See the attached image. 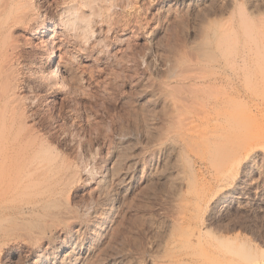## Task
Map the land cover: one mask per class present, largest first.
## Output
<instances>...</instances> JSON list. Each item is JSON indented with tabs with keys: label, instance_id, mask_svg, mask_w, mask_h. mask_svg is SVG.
Masks as SVG:
<instances>
[{
	"label": "rangeland",
	"instance_id": "374dc122",
	"mask_svg": "<svg viewBox=\"0 0 264 264\" xmlns=\"http://www.w3.org/2000/svg\"><path fill=\"white\" fill-rule=\"evenodd\" d=\"M57 1L59 2L60 0H41V1L40 0H34V1L33 0H31V1L27 0L26 1V4H29V6L31 7V9H30L27 7L28 5H26L28 10L31 11L35 7L32 10V12L29 11L28 20L29 19L30 20L28 21L29 24L27 27H29V26H32V27L26 28V29L24 28V31H23V27H22V29L20 28V30L23 33H21V31L19 30L20 33H18V35L22 36V34H24L22 37L19 36L21 43L24 41V38L26 41L30 40V42L29 41L24 42V43H27L29 45V47L26 44V45H24L25 47L23 46L22 49L20 50V53H21V54L19 53V56H20L19 63L20 64L19 63H17L19 65L12 64L13 66L15 65V67L17 66L16 68L15 67L11 68L12 67L11 65L9 66L10 67L9 70L11 73V74L9 73L10 76H7L6 80H5L6 76H3L4 78L3 77L0 78V84H1L0 85V89H1L0 90L1 91L0 92V94H1L0 95V108H1L0 109V113H1L0 114V127H1V125L3 126L2 127L3 129L0 128V130H1L0 131V142H2L4 140L3 143H11V140H13L12 142H16V140H17L18 142H20V144H23L25 146V142L29 139L30 140L29 143H32L34 141V143H32L33 148L29 151L37 153L39 155L43 154L42 155L43 157H50L51 156L53 158V156L55 157L58 155L59 159H60V157L63 159H66V160H68L70 158L71 163L74 164L75 162H77L74 164L75 166L80 164L83 166L85 165V167H89V166L91 167L93 165V163H91L92 161L90 159L92 156L94 157L93 159H95V160H96V158L99 159V161H96V163L102 162L101 164H103V166L107 167L109 162H110L109 157H110L111 153L113 155L114 151L118 148V144L123 146V147L119 146L120 148H122L121 151H123V154L125 152L124 149L126 148V150H127L126 151L127 153L125 152L126 155H129L128 153L131 154V152H134V153L137 152L136 154H138L139 151H142V152H139L141 155L144 152L143 150H145L146 140L144 137L140 136V134L144 131V127H143V125L141 126V124H140V123H142L140 121L142 119V117L139 116V115H141L139 113H142V110L145 106L144 102H147L149 100V97L144 96V95H146L145 92H147V90L149 88L151 91L155 90L156 89L155 85H157L159 81L164 79V77H166L168 74L173 73L172 71H173L174 67L172 64L174 62H172V61L173 60L175 61V59H178V56L180 54L181 55L184 54L183 53L184 51L183 52L182 51L179 52V51L183 50V46L185 44H186V46H184V50L185 49H187L189 51L191 50V52L193 50V52H195L197 55L196 58L199 57L198 55H199V53H201L199 51H201V50H202V55H200V56H201V59L203 58V60L208 59V57L206 56L208 54H209V56H211L210 58L213 59L214 61L216 60V62L218 60L223 61L222 60L223 55H221V53L224 54V58H226V57L229 58V60L233 64V66H232V64H230V67H228L226 69V71L228 73H230L231 76H232V73H233V76H235V77L232 76V78H234L233 82L235 84H239V86H240V89L243 93L242 99L244 101V104L246 103V105H244L245 109L250 108L249 110L252 111L253 113H251L249 110H247L248 111L247 113L250 112L249 114L253 115L256 120H258L259 122H261L263 124L261 126V128H259L260 130L258 129L257 131L258 132L260 131V133H259L260 135H264V134H262V132L264 133V120H263L264 119V116H263L264 115V106H263L264 105V100H263L264 97H262L260 95V92H261L260 88H262V91L264 93V90H263L264 87H261V86H264V84H263V82L261 85L259 84V83H261V79H262L261 74L264 73V71H263V73H261L262 72L261 67L264 66V61H263L264 60V0H254V1L253 0H234L233 1L234 4L230 3L232 1H228V0H226V3H225V1L222 2V0L221 1L217 0V2H216V0H210V1L209 0H130V1L126 0V1H129L128 4L124 0L122 1V4L120 2L118 3L117 0L115 1V3L113 2V0H110V2L108 0H104V2L108 1L109 4H111V5L113 4L112 5L113 6L112 12L113 13L117 12V13H115V15H113V13L111 11H109L110 8H107V12H106V8H103V7L104 6L106 7L107 3L105 4L102 0H98V1H101L100 4L97 1L98 3H94L95 8H93L96 10L97 9L96 6L98 4H99L98 6H100V7H98V9L96 11L93 10V12L95 11L94 12L95 15H94V13H93V15L96 17H94L92 15L93 21H94L93 22L94 27H92V29L94 30L95 34L93 33V31H92L93 34L92 33L90 35L88 34V36H90V37L86 38L88 40V43H87L86 39H83L84 44L82 43L83 41H81L82 39H75L76 36L74 35V32H72V31L69 32V34H70V38H69V35L64 33L63 31H61V29L57 25V24H59L58 23L59 15L57 14L58 13L57 8H55L56 7L55 4H57ZM63 1L64 2L66 1L67 4L68 3L72 4L74 1H76L78 3L80 1L78 4H81V3H82L81 5L87 4V6L89 5L88 3H90V2L91 3H93L94 1L96 2V0H94V1L89 0V2H88V0H84V1L83 0H79V1L78 0H74V1L72 0L73 2L70 0H68V1L63 0ZM63 1L61 3H63ZM135 1L137 2L136 4H134ZM76 2H74V4ZM116 2L121 7L120 6L118 7ZM125 2H126V4H125ZM227 2L229 3V7H228ZM35 3L36 4L38 3L37 4L38 6ZM164 3H166L168 6H170V7H168V9L170 8L169 10H171L170 12H168L167 5ZM191 3H192V5H191ZM205 3H207V4H205ZM238 3L240 5H237ZM31 4H32V6H31ZM33 4L35 5L34 7H33ZM109 4H107V5H109ZM123 4L126 6V7L124 6V9H122ZM132 4H134L135 8L132 7ZM85 5L83 7H86V9H88V7L90 6L89 5L87 7ZM93 5H91L89 8L91 11H92ZM205 5H207L208 7ZM36 6L39 8H36ZM115 6H117L118 8L117 7L115 8ZM197 6H198V8L200 6L199 10H198ZM222 6H224V7H222ZM237 6H241V7H237ZM206 7H207V9H206ZM230 7L233 9L232 11H231ZM101 8H103L104 10ZM221 8L223 9L222 10L223 12H221ZM226 9H228V12ZM98 10H100V11H98ZM121 10L123 11V13ZM161 10H163V11H161ZM196 10H198V11H196ZM166 11L168 13H166ZM181 11L182 12L186 11V12L182 13ZM217 11L220 12V13L218 12V15H217ZM96 12L99 15L98 14L96 15ZM101 12L102 13L104 12V13L102 14ZM196 12H198L199 14ZM205 12H206V16H205ZM211 12H212V14H211ZM35 13H37L39 15L38 16L39 19L36 16L37 14H35ZM181 13L184 15V17ZM208 13L210 14V16L212 18L209 16ZM100 14H101V17H100ZM188 14H189V17H188ZM226 14H227V16H226ZM243 14H244V16H243ZM16 15H18V14H16ZM97 16L100 18H97ZM110 16H111V19H109ZM115 16L117 17V19L115 18L116 20L114 19L116 21V23L114 20L113 21L116 25H112L114 23L111 20ZM190 16H191V18H190ZM200 16H202V17L204 16L203 20H202V18H200ZM217 16H219V17L221 16L220 17L221 19ZM242 16H243V19H242ZM32 17L35 20L37 19L36 20L37 23H36V21H34V19ZM205 17L209 18L208 22H209L210 28H209V25H207L208 22L207 21H206L207 23L204 22ZM227 17H229V18H227ZM94 18L98 19V21L100 23H98L97 20H96L97 22H95ZM173 18H176V19H173ZM215 18H216V21L214 20ZM31 19H32V21H34L33 23L31 21ZM108 19L110 20L109 23H108ZM210 19H211V21H210ZM176 20H178V21H176ZM200 20H202V22H200ZM213 20H214V22H213ZM219 20H221L223 24ZM229 20H231V21H229ZM52 21H54L55 23ZM110 22H111V24H110ZM48 23H50V24H48ZM197 23H202V24L197 25ZM211 23H212V25H211ZM179 24H181L182 26H180ZM124 25H126V26H124ZM198 26L205 27L206 28V31L204 30L205 33H201L203 31V29L201 30L200 28H203V27H198ZM207 26L209 29H207ZM107 27L110 29L108 30ZM193 27L194 28L197 27L196 30ZM245 27H246V29H245ZM123 28L133 30V32L131 33V37L130 36H123L125 33L124 32L125 30H123ZM221 28L224 30L226 29L225 36L228 33V35L226 36L227 39L224 36V39H226V41L229 40L228 43L225 42V40H223L225 44H224V49L222 51L226 50V53H225V51L224 52H220V51L218 52V50L214 46L216 41H217L216 40L217 37L214 36L215 35L214 33H217V30H218V32L220 30H222ZM227 28H228V30H227ZM48 29H50L52 31L53 35L56 34L55 36H57V34L59 36L63 33V35H61V37H60V40L58 38L57 41H59V42H56V46H57L58 52L60 53V55H62L59 58V65H60V69H61L62 75L64 77V80L67 83L66 87L65 86L59 87V86L53 85V82L51 83L50 79H48L47 77H45L46 78L45 79L43 77L44 75H41V74H43V72H42L43 70L41 69L42 67L40 66L42 56L47 54V53L43 52V47H44L45 42L47 43L46 40L48 39V37L51 36V34H52L50 32L51 34L49 36L46 35V33H49ZM176 29L178 31H176ZM191 29L195 30L194 31L195 33L198 32L199 29H200V31L195 34V33H193V30H191ZM213 29L215 32L213 31ZM230 29L233 30V32ZM28 30H30V31H28ZM59 30L61 31V33ZM173 30L176 32H174ZM243 30H245V31H243ZM108 31H109V33H108ZM190 31H191V35L193 34L192 35L193 37H191ZM57 32H59V33H57ZM210 32L213 33L214 35L213 34L210 35ZM29 34H30V38H26V37H29ZM207 34H209V35H207ZM234 34H235V36H234ZM254 35H255V37H253ZM33 36H34V38H33ZM63 36H66L67 40L65 37L63 39L62 38ZM144 36L146 37V39ZM194 36L196 38L199 37V38H197L199 41H197L196 38H194ZM230 36H231V38H230ZM202 37H203V39H202ZM3 38H1V39L4 40ZM21 38H23V39H21ZM122 38L124 39L125 42L123 41ZM181 38H183V39H181ZM192 38H194V39H192ZM72 39L73 40L75 39V41H73ZM147 39H149V41ZM5 40H6L5 42L2 41L3 44L6 43L7 41H10L8 39V37L7 38L5 37ZM69 40H71V41H69ZM85 40H86V42H85ZM194 40L197 42H200L202 40V44L196 43ZM79 41H81V42H79ZM192 41H194L197 44V46H198V44H200L199 47L197 48L195 43H194L195 46L193 44H191ZM2 42L0 40V47H1V45H3V44H1ZM28 42L31 44L33 43V44L31 45ZM75 42H77V43H75ZM187 43L190 46L187 45ZM204 44L206 45V47ZM236 44H237V46H236ZM173 45H175L176 48L173 47ZM94 46H96V47H94ZM207 47H208L209 51H208ZM227 47H228V49H225ZM122 48H124V49H122ZM177 48L180 50H177ZM195 48H197L198 51H196ZM202 48H204V50ZM4 49L5 48L3 46L2 51ZM211 49L214 50V52H212ZM176 51H177V53H179V55L176 53ZM206 52H207V54H206ZM42 53H44V54H42ZM192 53H189L188 56L191 55L192 58L195 59V53H193L194 57H193ZM2 54H4V53H2ZM41 54H42V56H41ZM235 54H237V56ZM144 55L146 56V58ZM203 55H205L206 57L205 56L202 57ZM217 55H218V57H217ZM135 56H136V58H135ZM175 56H177V58H175ZM183 56H185V54ZM212 56L213 57L215 56L218 59L213 58ZM231 56L232 57L234 56V58H230ZM241 57L245 58V61H243L244 59ZM169 58H171V59H169ZM172 58H175V59H172ZM179 59H180V56H179ZM232 59H234V60L232 61ZM246 59H247V63H246ZM256 59L258 61L262 60L263 62H261V64L263 63V66L259 65L260 66V68H259V66L256 64V63H258ZM214 61H213V64H217ZM241 61H243V62H241ZM127 62H128V64H127ZM240 62H241V64H240ZM242 63L244 66L241 69ZM252 64H253V66H252ZM259 64H260V62H259ZM233 67H235V68H233ZM239 67H240L241 71L244 69L246 72L243 71V74L245 73L243 75L242 72L240 71L241 73H239V74H241L240 75L241 77L238 79ZM163 70H164V72H163ZM39 74H40V76H39ZM247 74H248L249 79H250L249 82H248V80H246V79H248ZM245 75H246V78L243 77ZM241 78L243 81L241 80ZM253 78L254 79L257 78V79L254 82H252L251 80H253ZM258 78H260V79L258 80ZM4 81H6V82H4ZM236 81H238V82H236ZM256 82H258L257 85L259 84L257 87L258 91H256L257 89L255 87ZM243 83L244 84L247 83V84L244 85ZM248 83H249V85H248ZM6 85H8L7 89L4 90V88H6L5 87ZM246 85H247V88H245ZM253 88H255V89L253 90ZM249 89H250V91H249ZM142 91L143 92L145 91V92L143 93ZM14 92H15V94H13ZM258 92H259V94L256 95ZM244 95H245V97H243ZM262 95H264V94H262ZM143 98L145 99V101ZM261 99H262V101H261ZM246 100H247V102H246ZM254 105H255V107H254ZM248 106H249V108H248ZM139 107L142 109H140ZM137 109H139V110H137ZM158 109H161V108L159 107ZM158 111L160 112V110H158ZM135 112H136V116H135ZM254 114H256V115H254ZM259 115L262 118L259 117ZM256 116H257V118H256ZM136 117H138L139 119H137ZM124 124H125V126H124ZM138 126H139V128H138ZM140 126L143 128L140 129ZM118 129H119V132H118ZM123 129L124 130L126 129V130L124 131ZM140 130H142V131H140ZM149 130L151 131V129H148V131ZM132 131L135 133L137 132L138 136L135 135ZM148 131H146V132H148ZM1 132H2V134H1ZM116 132L119 133V135H117ZM258 132L255 134L259 135ZM121 133L122 134L125 133L124 135H126L128 133L129 135L127 134L122 141L121 139L123 138L124 135H122ZM120 134H121V136H120ZM2 135H3V137H2ZM131 135H133V136H131ZM127 136H131V137L128 138ZM120 137H121V139H120ZM134 138H138V140L141 139L142 141L141 140L135 141L137 139H134ZM259 138L256 139L252 145V146H254V147H252V149L254 148L255 150L253 149V151L251 152V154H250L251 157L245 155L243 157V160H241V162H240L241 164L240 163L238 164L239 167L237 166L238 169H237V172L234 174L235 176H233V178L229 179L230 181L228 180L225 183L224 182L218 183V181L215 179V177L211 175L210 170L207 167H205L204 165H202L201 163L199 164V162L197 161L196 158L192 157L191 159H189V162L187 161L188 159L186 160L188 164H186L185 168H186L187 173L189 172L188 173L189 176L190 177L193 176L192 178H195V177L197 178V175H199L198 178L207 181L209 183V185L211 186V189H210V192L208 193V196L206 197L204 202H202V207H201L200 211L199 212L196 211L194 216L191 217L190 221L192 222V224L196 228L200 227L199 229L203 230V232L201 234L202 235L201 240L203 243H209V242L211 243V239H212V243L214 242L216 244V242L220 238L223 237L224 241L226 239L228 242V243L226 242V248H228L230 250V252H229V250H228V252L226 250L225 252H227V253L220 254L218 249H214V250L212 249L211 253L213 256H211L210 260H212V259L213 260L210 263H206V264H212V263L218 264L219 262H220V264H264V156H263L264 150L262 151L260 149V148L264 149V137L262 136L260 139ZM117 139H119L118 141L120 143L117 141ZM6 140H7V142H5ZM109 140H111V142ZM130 140H132V141H130ZM22 141H23V143H22ZM260 141L262 143H258ZM139 142H142V143L140 144ZM26 143L28 144V142H26ZM124 144H126L127 146H125ZM259 145H262L263 147H261ZM107 146L109 149H107ZM128 146H130V148ZM134 146H136V147L133 148ZM137 146L139 148L141 147V149H143V150L139 149ZM115 147H117V148H115ZM258 148L262 151V154L259 153L261 151ZM128 149H130V150L132 149V150L129 152ZM138 149H139V151H137ZM112 150H113V152H111ZM46 153H47V155H45ZM86 153H87V155H85ZM92 154H94V155H92ZM108 154H109V156H107ZM256 155H257V158H256ZM88 156L89 157L91 156V157L89 158ZM101 157L103 159H101ZM154 157L157 158V155L155 154ZM73 158L75 160H73ZM247 158H248V161L247 160L245 161V159H247ZM70 159H69V161H70ZM79 159H80V161H78ZM82 159H83V161H82ZM87 159H90V160H87ZM100 159L103 161H100ZM105 159H107L108 161H106ZM186 161H185V163H186ZM190 161H191V163H190ZM242 161H245V163ZM82 162H85V163L82 164ZM89 162H90V164H87ZM103 162H105V163H103ZM242 163H243V167H242ZM247 164H249L250 166L248 165V167H247ZM87 165H89V166H87ZM189 165H191L190 166L191 168L189 167ZM245 165H246V167H245ZM187 167H189V169H191L190 171L192 173L193 172H195V173L192 174L189 171V169H187ZM193 168H195L196 171H194ZM243 170H245V171H243ZM246 171H247V173H246ZM201 174H203L204 176ZM239 174H242V175L240 176ZM81 177L86 178V176H84V175H81ZM235 177L237 180L234 179ZM85 178H83V179H85ZM141 180H145V179H141ZM147 182H150V185H152L151 181L147 180L144 183L140 184V187H138V189H136L137 191L135 190L136 192L134 193L136 195L137 200L135 199L134 201H136V202H133V204H136L138 207V210H136L137 213L133 210V209H136L137 207L132 204L133 208L131 211H129L130 214H129V212L125 214L126 216L129 215V216H127V218L130 220H127L125 215H124V217H120L121 219L119 218L121 221H123L125 223V226H123L124 223L121 224L122 222L120 220H119L120 222H118V223H120V225H119L120 228L122 226V229H120V230H122L121 231L122 233L119 232L121 235L118 233V235L120 236L119 239H121V241H123V242H121L119 240V242L121 243V245L122 244L127 245V243H128L129 246L128 245H127V247H126V245L121 246L118 241H115L116 239L114 240V238H117V240H118V235H115V237L113 238V242L111 243V246H112V244L118 243V244H115V247L117 249L111 248V252H112L113 256L115 257V261L118 263L119 262L123 263V261H124V263L130 262L131 261L130 258H132V264H133V262L134 263L136 262L135 264H137V262H139V261L142 264H145V263L151 264L152 261H150V260L155 257L154 255H157L158 253H160V251H161L160 247L163 245L161 242H162V240H164V236H161V234L164 233L165 228L162 229L163 228L162 225L165 224L170 217H172V215H170V214L173 213V215H174V212H172L174 205H170V203L174 198V196L172 194L175 193V191H176L175 189H177V186L173 183L172 184L174 186L171 185V187L169 186L171 183H168L169 185L166 183V185H168V186L163 184V185H165V186H163L161 184H156L155 182L152 186H149ZM80 183L81 182H77L76 185L75 184L74 185L73 184L68 185L66 188V191L64 193V196L65 197H67V196L71 197L73 194L75 197L74 196H72V197H74V199L76 198L77 200L76 199L75 200L78 202L83 200V198L86 199L88 196H85L86 195L85 190L82 189V187L80 186L81 185ZM227 183H229V184H227ZM146 185H148V187L153 188V190L150 191L151 188L145 187ZM175 186H176V188H175ZM225 186H227L228 188ZM234 186H235V188H234ZM237 186H239V187H237ZM142 187H145V188H142ZM155 187L156 188L158 187V188L156 189ZM161 187H162V191H161ZM165 187H166V189H165ZM167 187L173 188V190L172 191L168 190ZM219 187H222V188H219ZM140 189H142V190L146 189V191L143 190V193H142V191H140V192L143 195L144 194L147 195V197L145 195L143 196L141 193L138 192V190H140ZM147 189H149L148 190L149 192H147ZM155 189L157 191L158 190L159 191L157 192ZM217 189H218V191H216ZM221 189H223V190H221ZM77 190H78V193H77ZM81 190H82V192H81ZM163 190H165V191H163ZM224 190L227 191V193L224 195V197L220 198V195L223 192H225ZM232 190H234V191H232ZM69 193H70V195H69ZM79 194H81V196ZM170 194L172 195V197L170 196L172 199L171 198L167 199L168 195H170ZM141 195H142V197H141ZM138 196L141 197L140 201H139ZM225 197H228V198L225 199ZM212 199H213V201H211ZM227 199H229V200H227ZM172 202H174V201H172ZM208 202H210V203H208ZM138 203L140 204V206L138 205ZM167 203H169V204L167 205ZM214 203L217 205H215ZM208 204L209 205L212 204L213 206L212 205L209 206ZM164 205H165V207H164ZM134 207H136V208H134ZM207 207H208V210L211 212V214L207 210ZM168 210H170V212ZM132 211L135 214V216H134V214H132ZM139 211H141V212H139ZM167 213L168 214L170 213L169 216ZM202 213H203V215H202ZM208 214H210L212 217L210 215H209L210 217H208ZM136 215H138L137 216L138 219H135ZM166 215H167L168 219L166 218ZM204 215H205V218L203 217ZM16 216L17 215H7V216L6 215H0V223H1L0 224V231H1L0 232V240H3V238L7 236L6 232L2 231L5 227H11L10 225H12V224H13L12 226H15L16 224L21 222L20 219L17 218L18 216L17 217ZM196 216H198V217H196ZM124 218L126 219V221ZM163 218H165V219H163ZM195 218H196V220L194 222ZM202 218H203V220H202ZM210 218H212V221ZM206 219L207 220L209 219V220L207 221ZM4 220H6V221H4ZM152 220H154L155 223ZM200 220H202V221H200ZM162 222H165V223H162ZM126 223L128 225H126ZM133 224H134V227L136 226L135 228L133 227ZM156 224H158V225L156 226ZM205 224H206V226L207 225L210 226V227L207 226V228L210 229L209 231L205 227ZM159 225H160V227H159ZM186 225H188V224H186ZM186 225L184 224V226H186ZM163 226L165 227L166 224ZM123 227H126L129 230L124 228L126 231L125 232ZM186 227H188V226H186ZM142 228L144 231L142 230ZM154 229H156V230L160 229L161 231L158 230L156 232V230H154ZM123 233L125 235H123ZM158 233L159 234L161 233V234L157 235ZM203 235H204V237H203ZM122 236H123V238H121ZM162 237H163V239H162ZM216 237H217V241H215V239H214ZM218 237H220V238L218 239ZM124 241H125V243H124ZM152 242H154V244ZM157 245H160L159 246L160 249L157 247ZM227 245H228V247H227ZM148 246H150V247H148ZM113 247H114V245H113ZM128 247H130V248H128ZM176 247L177 248H174L175 251L173 249L174 255L176 254L175 255L176 256L175 257V264H182V262H183V264H189V263L190 264H204V260H203V258H201V255L203 254V250L200 246H198V248H195L194 251L188 250L186 247L181 246V245H178ZM124 248H125V251H127V252L124 251ZM180 248H183V249H180ZM184 248H186V249H184ZM114 249H115V252H114ZM118 249H121V251L122 250L123 251L121 252ZM128 249H130V250H128ZM151 249H152V251H151ZM178 249H180V250H178ZM116 250H117V252H116ZM176 250H178L177 252H179V251L181 252V253L179 252L178 255H181L182 258L177 256ZM20 251L18 253H16V255L12 256L11 258L7 257V259L4 260L5 261L4 263L5 264H22V263L25 264V262H26V264H27L30 257L25 252V250H20ZM145 251H147V252H145ZM153 251H154V253H153ZM157 251H158V253H157ZM116 253H117V256H116ZM122 253L123 254L125 253L124 256ZM119 254H120V258L118 256ZM126 254L127 255L130 254V255L127 256ZM136 255L138 257H136ZM15 256H16V258H15ZM24 256H26V257H24ZM146 256L148 258H150V260ZM20 257H22L23 259ZM122 257H124L125 259ZM151 257H153V258H151ZM183 257H184V259H183ZM104 258L105 257H103V259H101V263L102 264H109L110 261H108L107 259H104ZM133 258L137 259L138 261H135ZM145 258H146V261H145ZM8 259H10V260H8ZM11 259H13V260H11ZM179 259H180V261H179ZM185 260H186V262H185ZM188 260L190 262H188ZM216 262H218V263H216ZM4 263L1 262L0 264H4Z\"/></svg>",
	"mask_w": 264,
	"mask_h": 264
},
{
	"label": "bare ground",
	"instance_id": "6f19581e",
	"mask_svg": "<svg viewBox=\"0 0 264 264\" xmlns=\"http://www.w3.org/2000/svg\"><path fill=\"white\" fill-rule=\"evenodd\" d=\"M26 1L27 0H0V40H1V42L2 41L5 42L6 41L5 37L6 38L8 37V39L10 40V41H7L6 43H4L5 45L3 44V42L1 43V44H3V45H1V47L3 48V46H4V48H5L3 50L4 52L2 51V48L0 47L1 48L0 49V78L3 76H6L5 80H6L7 76H10L9 75V73H10V70H9L10 67L9 66L11 65L12 66L11 68H14L15 65L17 63H19V61H20V56H19L20 50L22 49V47L24 45L27 44V43H24L26 41L25 38H24V41L22 43H21V40L19 39V36L22 37L24 35V34H22V36L18 35V33H20L19 32L20 28L22 29V27H23V31H24V28L26 29V28L32 27V26L27 27L29 24L28 21L30 20V19L28 20L30 10H28L27 7L30 9H31V7L29 6V4H26ZM60 1L59 2L57 1V4L54 3L56 6L55 8H57V11H58L57 14L59 15V19H58L59 24H57V25L59 26L61 31H63L64 33L69 35V38H70L69 32L70 31L74 32V35L76 36L75 39H82L81 41H83L82 43L84 44L83 39L90 37V36H88V34L90 35L92 33V31L94 33V30L92 29V27H94V25H93L94 21H93L92 15L98 9V7H100L98 5L100 4L101 1L96 0V2H95L93 0L94 2L92 1L93 3L90 2L91 3L90 4V3H88L89 2V0H88L87 3L90 6L93 5L94 3L99 2L98 5L96 4L97 5L96 10L93 9V8H95L94 7L95 4L93 5L92 11L89 9L90 8L89 5H88L89 6L88 7L87 4L86 5L85 4L81 5L82 3L78 4L80 2L79 0H78L79 1L78 3L73 0L74 2H76L75 4L72 0H70L73 2L72 4H70V3L67 4L66 1L64 2L63 0H62L63 3H61L62 1L61 2ZM102 1L104 2V0H102ZM108 1L110 2V0H108ZM108 1L107 2L105 1L104 3L109 4ZM115 1L116 0H113L114 3H115ZM122 1L123 0H117V2L118 3L120 2L121 4H122ZM124 1H126V0H124ZM129 1H126L127 4ZM223 1H225V3H226V0H222V2ZM228 1H232L230 3L234 4L233 3L234 0H228ZM117 2H116V4L119 7L120 5H118ZM126 2H125V4H126ZM216 2H217V0H216ZM136 3L137 2L135 1L134 4H136ZM107 4H106V7L104 6L103 8H106V12H107V8H110L111 10L109 9V11L112 12L113 11L112 10L113 4L112 5L111 4L107 5ZM134 4H132L133 8H135ZM164 4H166V3H164ZM205 4H207V3H205ZM227 4L229 7L228 2H227ZM26 5H28V6L26 7ZM84 5L87 6L88 9H86V7H83ZM191 5H192V3H191ZM237 5H240V4L238 3ZM31 6H32V4H31ZM34 6L35 5L33 4V7ZM37 6H36V8H39ZM117 6H115V8ZM124 6L125 5L123 4L122 9H124ZM205 6H207V5H205ZM168 7H170V6L167 5V10H168V12H170L171 10H169L170 8L168 9ZM207 7H206V9H207ZM222 7H224V6H222ZM237 7H241V6H237ZM103 8H101V9H103ZM197 8H198V6H197ZM199 9H200V6H199L198 10ZM32 10L30 12H32ZM93 10H95V11L93 12ZM198 10H196V11H198ZM222 10L223 9L221 8V12H223ZM226 10L228 12V9H226ZM232 10L233 9L231 8V11ZM98 11H100V10H98ZM161 11H163V10H161ZM168 12L166 11V13H168ZM183 12H186V11H183ZM206 12H205V16H206ZM212 12H211V14H212ZM218 12L219 11H217V15H218ZM115 13H117V12H115ZM115 13H113V15H115ZM122 13H123V11H122ZM196 13H198V12H196ZM16 14H18V15H16ZM35 14H37V13H35ZM97 14L98 13L96 12V15ZM94 15H95V13H94ZM36 16L38 17L39 15L37 14ZM111 16L109 19H111ZM209 16H210V14H209ZM226 16H227V14H226ZM243 16H244V14H243ZM243 16H242V19H243ZM94 17H96V16H94ZM100 17H101V14H100ZM100 17L97 16V18H100ZM183 17H184V15H183ZM188 17H189V14H188ZM203 17L200 16V18H202V20H203ZM217 17H219V16H217ZM115 18L117 19V17L115 16L111 21H113ZM190 18H191V16H190ZM227 18H229V17H227ZM38 19H39V17H38ZM109 19H108V23L110 21ZM173 19H176V18H173ZM208 19L209 18L205 17L204 22H206V21L208 22L209 21ZM36 20L34 19V21H36ZM94 20H95V22L98 21V19H95V18H94ZM202 20H200V22H202ZM214 20L216 21V18ZM214 20H213V22H214ZM31 21H32V19H31ZM34 21H32V23ZM114 21H113V23H114ZM176 21H178V20H176ZM210 21H211V19H210ZM219 21L222 23L221 20H219ZM229 21H231V20H229ZM52 22H54V21H52ZM36 23H37V21H36ZM98 23H100V22L98 21ZM115 23H116V21H115ZM115 23L112 25H116ZM48 24H50V23H48ZM110 24H111V22H110ZM198 24L201 25L202 23H197V25ZM179 25L182 26L181 24H179ZM207 25H209V22ZM211 25H212V23H211ZM124 26H126V25H124ZM198 27H203V26H198ZM205 27L200 28L201 30L203 29V31L201 33H205L204 32V30L206 31ZM196 28H194V29L196 30ZM209 28H210V25H209ZM209 28L207 26V29H209ZM107 29L109 30L110 28L107 27ZM200 29H199V31H200ZM245 29H246V27H245ZM48 30H49V33H46V35L49 36L52 33V31L50 29H48ZM123 30H125L124 31L125 33L123 32L124 33L123 36H130L131 37V33L133 32V30H130L127 28L126 29L123 28ZM191 30H193V29H191ZM195 30H193V33H195L194 32ZM227 30H228V28H227ZM28 31H30V30H28ZM61 31H60V33H61ZM176 31H178V30L176 29ZM176 31H174V32H176ZM213 31H214V29H213ZM225 31H226V29L225 30L222 29L219 32L217 30V33H214L215 35L210 32V35L213 34L214 36L217 37V39H216L217 41H216L214 46L218 50V52L219 51L220 52L225 51V53H226V50L222 51L224 49V44H225L223 40H225V42H227V43L229 41V40L226 41V39H227L226 36L228 35V33L225 36ZM231 31L233 32V30H231ZM243 31H245V30H243ZM198 32H196V33H198ZM21 33H23V32L21 31ZM57 33H59V32H57ZM108 33H109V31H108ZM235 34H234V36H235ZM55 35H53V33H52L51 36H49L48 39L46 40L47 43L45 42V44H44L43 52L47 53V54L43 55V56H42V54H44V53L41 54V56H42L41 65L39 64L42 67L41 69L43 70L42 71L43 74H41V75H44L43 76L44 78L47 77L48 79H50L51 83L53 82V85H56L59 87H61V86L66 87L67 83L64 80V77L62 75L60 65H59V58L62 55H60V53L58 52L57 46H56V42H59V41H57L58 38L60 40V37H61V35H63V33L59 36H58V34H57V36H55ZM190 35H191V31H190ZM192 35H191V37H193ZM207 35H209V34H207ZM224 36L226 39H224ZM64 37L67 40L66 36H63L62 38L64 39ZM253 37H255V35ZM1 38H3L4 40H2ZM26 38H30V34H29V37H26ZM33 38H34V36H33ZM194 38H196V37L194 36ZM194 38H192V39H194ZM197 38H199V37H197ZM197 38H196V40L199 41ZM230 38H231V36H230ZM21 39H23V38H21ZM75 39L74 40L72 39V40L75 41ZM145 39H146V37H145ZM181 39H183V38H181ZM202 39H203V37H202ZM86 40H85V42H86ZM147 40L149 41V39H147ZM27 41L30 42V40H27ZM69 41H71V40H69ZM81 41H79V42H81ZM123 41H124V39H123ZM194 41L191 42V44H193L194 46L196 43L202 44V40L200 42L195 41L196 43ZM75 43H77V42H75ZM87 43H88V40H87ZM29 44H31V43H29ZM175 45H173V47H175ZM187 45H189V44L187 43ZM199 45L200 44H198V46H197V44H196V47L198 48ZM27 46L29 47L28 44H27ZM184 46H186V44ZM184 46H183V50H180L178 48H177V50H180L179 52L184 51L183 53L185 54V56H183L184 54L179 55V53H177V51H176V53L180 56V59H179V56H178V59H175V58H177V56H175V58H172V59H175V61L174 60L172 61V62H174L172 64L174 67L173 71H172L173 73L168 74L166 77H164V79L159 81L158 84L156 83L157 85H155V87H156L155 90L151 91L149 88L147 90V92L144 91L146 93V95H144V94L143 95L145 97H149V100L148 101L146 100L147 102H144L145 106L142 110V113L138 112L139 114H141L139 116L142 117V119L140 120L142 123H140V124H141V126L143 125V127H144V131L142 133L140 132L141 133L140 136L144 137L146 140L145 150H143V149H141V147L139 148L137 146L139 149L144 151L141 155L139 152H142V151H139V149L137 150V151H139L138 154H136L137 152L134 150L136 153L131 152V154L128 153L129 155H126L125 154V152L127 151L126 148L124 149L125 152L123 154V151H121L122 148H120L123 146L118 144V148L115 147L117 149L114 151L113 155L111 153L112 156L110 155V157H109L110 162H109L107 167L103 166V164H101L102 162L96 163V161H99V159L96 158V160H95V159H93L94 158L93 156L92 157L90 156L91 158L88 156L91 159V161H92L91 163H93V165L91 164L92 165L91 167L89 165H87L89 167H85V165L83 166L80 164L75 166L74 164L77 162H75L74 164L71 163V159L69 157L68 158L70 159V161H69V159L66 160V159H63L61 157L59 159L58 155L55 157L53 156V158L50 155H49L50 157H43L42 156L43 154L42 155L40 154L41 155L40 156L37 153L29 151L33 148L32 143H34V141L33 142L31 141L32 143H29L30 142L29 139H28L29 141L28 140L26 141V142H28V144L25 142V146L23 144H20V142H18L17 140H16V142H12L13 140H11V143H3L4 140L2 142H0V215H6V216L7 215H17L18 217L17 216L16 217L19 218L21 221L20 223H18L16 225L14 224L15 226H12L13 225L12 224V225H10L11 227H5L2 230L4 232H6L7 236L4 237L3 240H0V263L1 262L4 263L5 262L4 260L7 259V257L11 258L12 256L16 255V253H18L20 250H25V252L30 257L27 264H100L101 259H103V257H105L104 259H107L108 261H110L109 264H132V258H130L131 259L130 262H126V263H124V261H123V263L116 262L115 257L113 256V254L111 252V248L112 249L116 248L115 244H118V243L112 244V246H111V243L113 242V238L115 237V235H118V233L122 231V230H120V229H122V226L120 228V226H119L120 223H118L121 221L120 217H124V215L126 213L131 211L133 208L132 207L133 205H135L137 207L136 204H133V202H136L134 200L135 199L137 200L136 195L134 194L137 191L136 189H138V187H140V184L144 183L147 180L151 181L152 185L155 182L156 184H161V185H163V184L166 185V183L167 184L171 183L170 185L168 184L170 187L173 184H175L177 186V189H175L176 190L175 193L172 194L174 196L172 201H174V202L171 201L172 204L169 202L170 205H174L173 210H172V212H174V215H173V213L172 214L169 213L170 215H172V217H170L168 219L167 215H166V218L168 219L167 222L166 223L162 222V223L166 224L165 227L163 226L165 224L162 225V227H163L162 229L165 228L164 233H163L164 235L160 233L161 236H164V240H162V242L160 241L163 245L160 247L161 249L159 248L160 245H157V247L161 251H160V253H158V251H157L158 254L154 255L155 256L154 258L151 257V258H153L151 260H150V258L147 257L148 255L146 256L150 261H152L151 264H175V257H176L175 255L176 254L174 255L173 252L175 251L174 248H177L176 246H178V245L184 246L188 250H191V251H194L195 248H198V246H200L203 250V254L201 253L202 254L201 258H203L204 264L210 263L213 260V259L210 260L211 256H213L211 253L212 249L213 250L218 249L220 254H225L228 252L229 249L226 248L227 240L225 239V241H224L223 237L220 238L221 236L218 237V239L220 238L218 241H217V237L214 238L215 241H217L216 244L214 242L212 243V239H211V243L210 242L209 243H203L201 240V238H202L201 234H202L203 230L199 229L200 227L196 228L192 224V222L190 221L191 217L194 216L196 211L197 212L200 211V209L202 207V202H204V200L208 196V193L210 192L211 186L209 185V183L207 181L198 178L199 175H197L198 179L196 177L192 178L193 177L192 175H191L192 177H190L188 174L189 172L187 173L185 166H186V164H188L187 161L189 162V159L194 157L197 159L199 164L201 163L202 165H204L205 167H207L210 170L211 175L215 177V179L218 181V183H222V182L225 183L229 179L233 178V176H235L234 174L237 172V169H238L237 166L241 162V160H243V157L245 155L251 157L250 154L254 149V148L252 149V147H254L252 145L255 142V140L258 139L259 137L260 138L262 136L264 137V135L259 134L260 131L259 132L257 131L259 128H261V126L263 124L261 122H259L258 120H256L253 115L249 114L250 112L253 113L252 111L249 110L250 109L249 106H248L249 109H245L244 105H246V103L244 104V101L242 99L243 93L240 89V86H239V84H235L233 82V79H234V78H232L233 73L231 76V74L226 71V69L228 67H230V64H232V62L229 60V58H227V57L224 58V54L221 53V55H223V57H222L223 61L218 60L216 62V60L214 61L213 59L210 58L211 56H209V54L206 56L208 57V59L209 58L210 59L209 60L208 59L203 60V58L201 59V56H200V55H202V50L199 51L201 53L198 52L199 57H197V58H196V56H197L196 53L193 52V50H192V52L195 53V59H194V58H192L191 55H190L191 57L188 56L189 53H192L191 50L190 51L187 49L184 50ZM236 46H237V44H236ZM94 47H96V46H94ZM205 47H206V45H205ZM197 48H195L196 51H198ZM122 49H124V48H122ZM202 49L204 50V48H202ZM207 49H208V47H207ZM225 49H228V47ZM208 51H209V49H208ZM212 52H214V50H212ZM2 53H4V54H2ZM193 53H192V55L194 57ZM206 54H207V52H206ZM235 55L237 56V54H235ZM204 56L205 55H203L202 57H204ZM217 57H218V55H217ZM243 57H241V58H243ZM135 58H136V56H135ZM145 58H146V56H145ZM213 58H216V57L214 56ZM230 58H234V56L233 57L231 56ZM169 59H171V58H169ZM216 59H218V58H216ZM243 59L242 60L245 61V58H243ZM212 60L214 62H216L217 64H213ZM233 60L234 59H232V61ZM243 61H241V62H243ZM263 61L257 60L258 63H256V64L258 66L259 65L263 66V63L261 64V62H263ZM241 62H240V64H241ZM259 62H260V64H259ZM246 63H247V59H246ZM12 64H15V65L13 66ZM19 64H17V65H19ZM127 64H128V62H127ZM232 66H233V64H232ZM243 66L244 65L242 63L241 69ZM252 66H253V64H252ZM233 68H235V67H233ZM259 68H260V66H259ZM261 68H262L261 69L262 72L261 71L260 72L263 73L264 66ZM241 69H240V67L238 69V71H239L238 72V79L241 77L240 76L241 74H239V73L242 72V74H243V71H245L244 69L241 71ZM163 72H164V70H163ZM39 76H40V74H39ZM233 77H235V76H233ZM243 77L246 78V75ZM247 77H248V79H246V80H248V82H249L250 79H249L248 74H247ZM261 78H262L261 83H259L260 85L262 84V82L264 84V73L261 74ZM256 79L253 78V80H251V81L254 82ZM259 79L260 78H258V80ZM241 80H242V78H241ZM4 82H6V81H4ZM236 82H238V81H236ZM257 83L258 82L255 83L256 84L255 87L257 89L256 91H258L257 87L259 85V84L257 85ZM245 84H247V83H245ZM248 85H249V83H248ZM7 86L8 85L5 86L6 88H4V90L7 89ZM261 87H264V86H261ZM245 88H247V85L245 86ZM254 89L255 88H253V90ZM260 90L262 92V93L260 92V95L262 97H264V95H262V94H264L262 91V88H260ZM249 91H250V89H249ZM13 94H15V92ZM258 94H259V92L256 95H258ZM243 97H245V95ZM247 100H246V102H247ZM144 101H145V99H144ZM261 101H262V99H261ZM159 107L161 109H158ZM254 107H255V105H254ZM140 109H142V108H140ZM137 110H139V109H137ZM158 110H160V112ZM247 110H249L250 112L247 113L248 112ZM254 115H256V114H254ZM260 115H259V117H261ZM135 116H136V112H135ZM136 118L139 119L138 117H136ZM256 118H257V116H256ZM124 126H125V124H124ZM141 126H140V129L143 128ZM2 127L3 126L1 125L0 128H2ZM138 128H139V126H138ZM148 129H151V131L149 130L150 131L149 132ZM140 131H142V130H140ZM146 131H148V132H146ZM256 131L258 132L259 135L255 134V133H257ZM118 132H119V129H118ZM133 133L135 135H137V132L136 133L133 132ZM1 134H2V132H1ZM121 134H120V136H121ZM124 134H122V135H124ZM262 134H264V133L262 132ZM117 135H119V133H117ZM126 135H124L122 139L120 137V139L123 141V139ZM133 135H131V136H133ZM131 136H127V137L130 138ZM2 137H3V135H2ZM134 139H137L135 141L141 140V139L138 140V138H134ZM118 140L119 139H117V141ZM109 141L111 142V140H109ZM130 141H132V140H130ZM5 142H7V140ZM22 143H23V141H22ZM139 143L141 144L142 142H139ZM258 143H262V142L260 141ZM124 145L127 146L126 144H124ZM259 146L263 147L262 145H259ZM128 147L130 148V146H128ZM135 147L136 146H134L133 148H135ZM107 149H109L108 146H107ZM260 149L262 151L264 150L262 148H260ZM131 150L128 149L129 152ZM262 151L259 153L262 154ZM111 152H113V150ZM94 154H92V155H94ZM155 154L157 155V158L154 157ZM45 155H47V153ZM85 155H87V153ZM257 155H256V158H257ZM107 156H109V154ZM90 159H87V160H90ZM101 159H103V158L101 157ZM101 159H100V161H103ZM73 160H75V159L73 158ZM105 160L108 161L107 159H105ZM246 160L248 161V158L245 159V161ZM78 161H80V159ZM82 161H83V159H82ZM185 161H186V163H185ZM191 161H190V163H191ZM245 161H242V162L245 163ZM105 162H103V163H105ZM84 163L85 162H82V164H84ZM87 164H90V162ZM191 165H189V167ZM248 165L249 164H247V167H248ZM189 167H187V169H189ZM242 167H243V163H242ZM245 167H246V165H245ZM190 170L191 169H189V171ZM193 170L196 171L195 168H193ZM243 171H245V170H243ZM193 173H195V172H193ZM246 173H247V171H246ZM81 175L86 176V178L81 177ZM201 175H203V174H201ZM239 175L241 176L242 174H239ZM83 178H85V179H83ZM141 179H145V180H141ZM234 179H236V177ZM77 182H81L80 186L82 187L83 190H85V193H86L85 196H88L86 199L83 198V200H81L79 202L76 201L77 200L76 198H75L76 200L74 199L75 196L73 194H72V196H74V197H72V196L71 197L70 196L65 197L64 196V193L66 191L67 186L70 184L76 185ZM147 183L149 186H152V185H150V182H147ZM227 184H229V183H227ZM148 185H146L145 187L151 188V187H148ZM165 185H163V186H165ZM168 185H166V186H168ZM176 186H175V188H176ZM145 187H142V188H145ZM222 187H219V188H222ZM225 187H227V186H225ZM237 187H239V186H237ZM167 188H168V190H171V191L173 190V188H169V187H167ZM234 188H235V186H234ZM165 189H166V187H165ZM218 189L216 191H218ZM78 190H77V193H78ZM143 190L140 189V190H138V192L141 193L140 191H142V193H143ZM148 190L149 189H147V192H149ZM152 190H153V188L150 189V191H152ZM221 190H223V189H221ZM144 191H146V189ZM161 191H162V187H161ZM163 191H165V190H163ZM232 191H234V190H232ZM81 192H82V190H81ZM226 193H227V191L223 192L222 194L220 193L221 194V195L219 194L220 198L224 197V195ZM69 195H70V193H69ZM79 195L81 196V194H79ZM142 195H141V197H142ZM172 195L171 194L168 195L167 199L171 198ZM145 196L147 197V195H145ZM141 197L138 196L139 201L141 200L140 199ZM226 198H228V197H225V199ZM227 200H229V199H227ZM211 201H213V199ZM169 203H167V205ZM208 203H210V202H208ZM138 205L140 206L139 203H138ZM211 205H209V206H211ZM215 205H217V204H215ZM136 207H134V208H136ZM164 207H165V205H164ZM133 210L136 212V210H138V207L136 209H133ZM207 210H208V207H207ZM168 211L170 212V210H168ZM139 212H141V211H139ZM203 213H202V215H203ZM129 214H130V212H129ZM132 214H134L133 211H132ZM169 214H168V216H169ZM210 214H211V212H210ZM210 214H208V217L211 216ZM127 216H129V215H127ZM127 216H126V219L130 220L127 218ZM134 216H135V214H134ZM137 216L138 215H136L135 219H138ZM196 217H198V216H196ZM203 217L205 218V215ZM126 219H125V221H126ZM163 219H165V218H163ZM210 219L212 221V218H210ZM6 220H4V221H6ZM195 220H196V218L194 219V222H195ZM202 220H203V218H202ZM202 220H200V221H202ZM152 221H154V220H152ZM121 222H122L121 224L124 223L123 221H121ZM154 223H155V221H154ZM184 224L185 225L188 224V225H186L188 227L184 226ZM206 224H205V227L207 228L208 225L206 226ZM126 225H128V224L126 223ZM157 225L158 224H156V226ZM123 226H125V223ZM133 227H134V224H133ZM159 227H160V225H159ZM208 227H210V226H208ZM124 228H126V227H123V229ZM126 229L129 230L128 228H126ZM156 229H154V230H156ZM160 229H158V230H160ZM142 230H143V228H142ZM158 230H156V232ZM209 230L210 229H208V231ZM124 231H125V229H124ZM124 233H123V235H125ZM160 234L158 233L157 235H160ZM119 237L120 236L118 235V240H117V238H114V240L116 239L115 241H118V242H119V240L121 241V239H119ZM203 237H204V235H203ZM121 238H123V236ZM162 239H163V237H162ZM121 242H123V241H121ZM154 242H152V243L154 244ZM124 243H125V241H124ZM113 245H114V247H113ZM120 245H121V243H120ZM125 245H123V246H125ZM127 245H128V243H127ZM127 245H126V247H127ZM148 247H150V246H148ZM227 247H228V245H227ZM128 248H130V247H128ZM186 248H184V249H186ZM152 249H151V251H152ZM173 249H174V251H173ZM180 249H183V248H180ZM180 249H178V250H180ZM118 250L121 251V249H118ZM128 250H130V249H128ZM178 250H176V252ZM226 250H227V252H225ZM124 251H125V248H124ZM114 252H115V249H114ZM116 252H117V250H116ZM125 252H127V251H125ZM145 252H147V251H145ZM179 252H177V256L181 257V255H178ZM229 252H230V250H229ZM153 253H154V251H153ZM124 254H123V256H124ZM129 255H127V256H129ZM116 256H117V253H116ZM118 256L120 258V254ZM24 257H26V256H24ZM136 257H138V256L136 255ZM15 258H16V256H15ZM20 258H22V257H20ZM122 258H124V257H122ZM183 259H184V257H183ZM8 260H10V259H8ZM11 260H13V259H11ZM134 260L138 261L137 259H134ZM145 261H146V258H145ZM179 261H180V259H179ZM185 262H186V260H185ZM188 262H190V261L188 260ZM135 263L133 262V264H135ZM216 263H218V262H216ZM25 264H26V262H25ZM137 264H142V263H140V261H139V262H137ZM182 264H183V262H182ZM218 264H220V262Z\"/></svg>",
	"mask_w": 264,
	"mask_h": 264
}]
</instances>
